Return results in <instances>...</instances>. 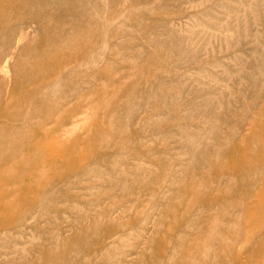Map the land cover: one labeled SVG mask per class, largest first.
<instances>
[{"label": "rangeland", "instance_id": "rangeland-1", "mask_svg": "<svg viewBox=\"0 0 264 264\" xmlns=\"http://www.w3.org/2000/svg\"><path fill=\"white\" fill-rule=\"evenodd\" d=\"M0 264H264V0H0Z\"/></svg>", "mask_w": 264, "mask_h": 264}, {"label": "bare ground", "instance_id": "bare-ground-1", "mask_svg": "<svg viewBox=\"0 0 264 264\" xmlns=\"http://www.w3.org/2000/svg\"><path fill=\"white\" fill-rule=\"evenodd\" d=\"M51 141V140H50Z\"/></svg>", "mask_w": 264, "mask_h": 264}]
</instances>
